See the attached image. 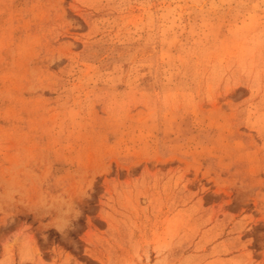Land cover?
Returning <instances> with one entry per match:
<instances>
[{
    "label": "rangeland",
    "instance_id": "374dc122",
    "mask_svg": "<svg viewBox=\"0 0 264 264\" xmlns=\"http://www.w3.org/2000/svg\"><path fill=\"white\" fill-rule=\"evenodd\" d=\"M0 264H264V0H0Z\"/></svg>",
    "mask_w": 264,
    "mask_h": 264
}]
</instances>
